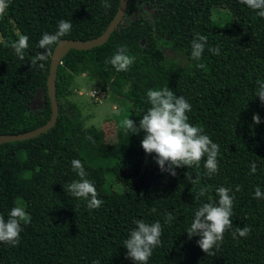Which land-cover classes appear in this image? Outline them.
Segmentation results:
<instances>
[{
    "label": "trees",
    "instance_id": "16d2710c",
    "mask_svg": "<svg viewBox=\"0 0 264 264\" xmlns=\"http://www.w3.org/2000/svg\"><path fill=\"white\" fill-rule=\"evenodd\" d=\"M107 2L108 9L103 0H10L0 17V134L33 129L50 117L46 92L40 105L29 104L37 89L45 88L55 47L44 68L31 67V58L45 51L37 47L42 35L55 33L61 19L72 24L71 32L61 39L99 35L119 0ZM140 6L148 11L138 12ZM218 6L232 15L229 37L207 23ZM196 33L207 37L200 60L191 57ZM21 35L28 37L23 61L6 46ZM120 46L135 57L127 71H117L107 62ZM217 46L220 52L214 55L209 48ZM163 48L182 51L188 63L179 66ZM74 71L107 83L111 100L128 106L127 117L137 124L151 107L148 90L168 87L183 96L191 105L189 123L219 145L218 172L206 175L204 160L198 168H176L175 176L161 172L154 154L141 147L142 130L127 136L125 129H119L109 155L100 157L96 128L84 127L77 107L66 98ZM258 81H264V18L240 0H128L121 21L103 44L69 48L61 58L55 77L54 125L34 137L0 143V215L7 219L17 206L6 195L13 189L33 218L21 224L17 246L0 243V264H93L97 260L135 264L126 258L123 243L136 220L162 224L161 244L147 264H264V197L254 198L257 186L264 193V103L255 96ZM253 114L259 115V124L253 122ZM73 159L81 161L86 179L103 201L99 208L90 210L85 200L64 190L80 179L72 171ZM252 163L257 168L254 174ZM186 172L196 183L185 179ZM105 173L122 185L121 191L105 189ZM205 186L208 192L197 199ZM219 187L230 189L234 197L232 227L213 249V256L201 250L199 236L189 238L185 230L209 197L218 202ZM165 213L174 216L170 224ZM243 227H250V234L234 239L232 233Z\"/></svg>",
    "mask_w": 264,
    "mask_h": 264
},
{
    "label": "clouds",
    "instance_id": "9594fccd",
    "mask_svg": "<svg viewBox=\"0 0 264 264\" xmlns=\"http://www.w3.org/2000/svg\"><path fill=\"white\" fill-rule=\"evenodd\" d=\"M240 3L254 10L257 16L264 18V0H240ZM10 0H0V17L9 7ZM103 7L108 9L111 4L103 0ZM72 29V24L68 20L61 19L58 22L57 31L53 34L44 33L38 41L37 47L44 49L43 53L38 52L30 60L31 67L44 68L48 60V53L53 45L60 42L61 37L67 36ZM207 37L196 33L191 41V57L193 60H200L204 52ZM6 46L11 47L17 57L25 60V50L28 47V37L21 35L15 41ZM127 48L120 46L117 52L110 58V63L117 71H127L133 64L135 57L127 54ZM209 51L214 55L220 52L219 47H211ZM202 67L203 65H198ZM258 88L255 96L259 97L264 103V81H258ZM147 100L151 107L142 115L137 124L128 117L121 122V126L129 133L138 134L141 130L144 136L141 140V147L146 154H154V159L161 172H167L171 176L176 175V168L186 166L192 168L199 167L204 160L203 167L209 177L218 172L219 145L214 143L208 135L203 134V129L189 123L188 112L191 105L180 95H175L170 88L165 87L161 90H148ZM252 120L255 124L260 123V117L253 114ZM91 139V138H89ZM206 157V159H204ZM72 171L80 179L73 180L64 186V190L72 197L83 199L87 202V207L97 209L103 201L98 198L95 186L86 179L87 173L78 159L71 161ZM257 171L255 163L250 165V172ZM185 179L191 184L196 183L189 172L185 173ZM239 191V187L236 189ZM218 202H211L209 197L207 203H203L194 212V218L185 231L189 238L194 235L199 236L197 244L201 250L208 255H215L213 249L218 248L223 242L224 233L232 227V208L234 197L230 195V189L219 187L216 190ZM208 192V186L201 188L197 193V199ZM264 193L257 186L254 190V198H262ZM174 216L165 213V222L171 223ZM31 222L30 215L23 207H13L7 216L0 215V243L10 246H17L22 231L21 224ZM136 227L130 231L128 238L123 246L127 249L126 258L132 259L135 264H147L152 256L153 250L160 246L162 235V224L155 221L151 224L143 220L134 221ZM251 232L250 227L237 228L232 233L233 238L247 237ZM238 234V235H237ZM93 264L100 262L93 261Z\"/></svg>",
    "mask_w": 264,
    "mask_h": 264
},
{
    "label": "rangeland",
    "instance_id": "374dc122",
    "mask_svg": "<svg viewBox=\"0 0 264 264\" xmlns=\"http://www.w3.org/2000/svg\"><path fill=\"white\" fill-rule=\"evenodd\" d=\"M141 9L148 11L145 7ZM143 13V12H142ZM209 25L222 29V36L229 37L232 33L233 18L230 11L225 7H215L207 19ZM164 54L174 60L179 66L188 63L185 54L180 50L163 48ZM77 107L84 127L94 126L97 130V152L100 157L108 156L117 142L118 130L122 128L121 122L127 118L128 106H117L110 98V88L99 78L90 77L87 72L74 71L69 83V94L66 97ZM104 187L107 190L121 191L122 185L114 177L105 173ZM9 199L17 206L23 207L30 215L32 212L27 203L19 197L18 192L13 189L6 191Z\"/></svg>",
    "mask_w": 264,
    "mask_h": 264
},
{
    "label": "water",
    "instance_id": "95a60500",
    "mask_svg": "<svg viewBox=\"0 0 264 264\" xmlns=\"http://www.w3.org/2000/svg\"><path fill=\"white\" fill-rule=\"evenodd\" d=\"M127 4L128 0H119L115 14L109 21L106 28L99 35L85 40L67 38L60 39V42L56 44L54 49L52 50L45 88L43 86H40L29 101V104L34 105L35 103H37L38 105H40V100L42 97L44 98V94L46 92L51 106V114L49 119L43 125L37 126L24 132L0 134V143L31 138L42 132H45L54 125L58 115V102L55 92V77L57 66L60 63L61 58L69 48L89 49L103 44L121 21Z\"/></svg>",
    "mask_w": 264,
    "mask_h": 264
}]
</instances>
